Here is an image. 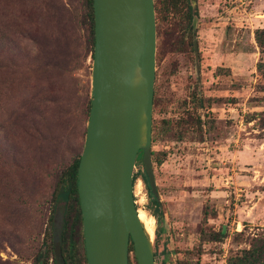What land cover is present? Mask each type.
<instances>
[{"label": "rangeland", "instance_id": "rangeland-1", "mask_svg": "<svg viewBox=\"0 0 264 264\" xmlns=\"http://www.w3.org/2000/svg\"><path fill=\"white\" fill-rule=\"evenodd\" d=\"M188 1L192 31L184 3L155 16L158 204L137 164L132 196L152 226L155 263L225 264L264 237V79L252 38L264 28V0ZM89 67L82 0H0V264H33L60 223L55 193L82 149ZM201 231L225 237L200 242ZM81 247L77 238L73 264H84ZM127 264H136L132 251Z\"/></svg>", "mask_w": 264, "mask_h": 264}, {"label": "water", "instance_id": "water-1", "mask_svg": "<svg viewBox=\"0 0 264 264\" xmlns=\"http://www.w3.org/2000/svg\"><path fill=\"white\" fill-rule=\"evenodd\" d=\"M91 7L89 109L76 168L85 264H127L129 245L136 264H155L131 184L141 152L142 171L158 202L150 157L153 0H91Z\"/></svg>", "mask_w": 264, "mask_h": 264}, {"label": "trees", "instance_id": "trees-1", "mask_svg": "<svg viewBox=\"0 0 264 264\" xmlns=\"http://www.w3.org/2000/svg\"><path fill=\"white\" fill-rule=\"evenodd\" d=\"M154 1V14H158V0ZM173 8L185 4V16L187 21H190V5L188 0H170L169 2ZM168 3V4H169ZM82 19L84 22V31H85V45L88 51L89 60L92 59V48H93V16H92V7L91 0H82ZM253 42L258 49L259 59L255 63V72L259 79H264V28H257L252 32ZM32 46H38L37 35L33 33L28 37ZM90 68V67H89ZM259 92L264 96V84L260 85ZM153 96V91H152ZM261 102H264V97L261 99ZM153 104V98H152ZM89 109V98L86 100L84 107V116L87 120V114ZM263 115V114H262ZM254 120L250 116L244 117V123H249ZM262 123L264 125V120L262 117ZM196 124L200 128L202 124L199 121V118H196ZM262 125V126H263ZM209 127L212 128V124H209ZM264 128V127H261ZM159 128L156 125L151 126V143L154 142L159 134ZM163 153L154 154L150 151L151 163L159 165L163 160ZM141 152H138L135 164H137L139 171L141 173V181L146 188L147 196L156 206L158 203L152 197L150 190L147 185L145 175L142 171L140 164ZM79 155L71 160V162L62 170L60 173V178L58 182L57 191L55 197L62 202V210L59 212L60 223L51 224L50 229V242L38 251L34 257L33 264H47L48 258L51 260V264H73L74 254H75V244L76 239L81 238V219L80 211L78 206V197L76 191V168L78 164ZM134 174L131 177V184H133ZM78 232V233H77ZM225 237L223 231H201L199 233L200 242H219L222 238ZM153 250V248H152ZM132 251L131 246L129 245V250ZM82 260L85 264V258L83 254V246L81 247ZM155 259V251H153V260ZM155 263V260H154ZM155 264H165L161 261ZM176 264H187L185 262H177ZM225 264H264V237L253 236L248 239V246L245 249H242L232 255H229Z\"/></svg>", "mask_w": 264, "mask_h": 264}, {"label": "bare ground", "instance_id": "bare-ground-1", "mask_svg": "<svg viewBox=\"0 0 264 264\" xmlns=\"http://www.w3.org/2000/svg\"><path fill=\"white\" fill-rule=\"evenodd\" d=\"M137 218L139 222L142 224L145 234L148 236L149 239H151V235L153 232L152 226L150 225V222L148 221V219L145 218V215L143 214L142 211H137Z\"/></svg>", "mask_w": 264, "mask_h": 264}, {"label": "flooded vegetation", "instance_id": "flooded-vegetation-1", "mask_svg": "<svg viewBox=\"0 0 264 264\" xmlns=\"http://www.w3.org/2000/svg\"><path fill=\"white\" fill-rule=\"evenodd\" d=\"M170 0H158V10L160 9H167V7L169 8H173V6L169 3ZM169 3V4H168ZM188 4L190 5V9H191V12H190V24H189V28L190 30L192 31L194 29V26H192V19H195V11L193 10V6L190 4V2L188 1Z\"/></svg>", "mask_w": 264, "mask_h": 264}]
</instances>
